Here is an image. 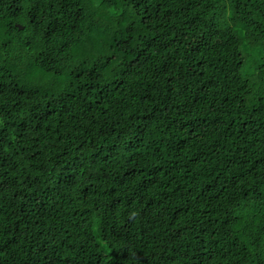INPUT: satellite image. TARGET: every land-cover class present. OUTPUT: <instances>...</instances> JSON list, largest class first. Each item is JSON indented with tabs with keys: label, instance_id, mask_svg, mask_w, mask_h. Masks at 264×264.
Wrapping results in <instances>:
<instances>
[{
	"label": "trees",
	"instance_id": "obj_1",
	"mask_svg": "<svg viewBox=\"0 0 264 264\" xmlns=\"http://www.w3.org/2000/svg\"><path fill=\"white\" fill-rule=\"evenodd\" d=\"M0 264H264V0H0Z\"/></svg>",
	"mask_w": 264,
	"mask_h": 264
}]
</instances>
